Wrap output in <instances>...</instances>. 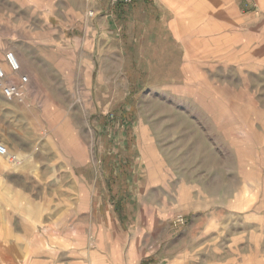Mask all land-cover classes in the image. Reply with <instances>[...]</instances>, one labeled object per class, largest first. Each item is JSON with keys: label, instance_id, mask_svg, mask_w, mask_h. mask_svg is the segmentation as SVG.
I'll list each match as a JSON object with an SVG mask.
<instances>
[{"label": "rangeland", "instance_id": "rangeland-1", "mask_svg": "<svg viewBox=\"0 0 264 264\" xmlns=\"http://www.w3.org/2000/svg\"><path fill=\"white\" fill-rule=\"evenodd\" d=\"M162 1L179 34L152 52L125 33L131 6L0 0V61L16 53L30 76L23 103L0 88L17 156L0 167L30 174L60 152L84 186L64 203L83 215L81 253L5 219L47 264H264V0ZM5 247L0 264H26Z\"/></svg>", "mask_w": 264, "mask_h": 264}, {"label": "crops", "instance_id": "crops-1", "mask_svg": "<svg viewBox=\"0 0 264 264\" xmlns=\"http://www.w3.org/2000/svg\"><path fill=\"white\" fill-rule=\"evenodd\" d=\"M161 2L162 0H133L130 5H112L115 10H123L130 7V13L124 19L126 23L125 33L129 36L131 33L140 34V42L145 45V49L152 52L159 51V43L169 41L170 37L176 39L179 34L177 24V13L175 10L168 9ZM172 14V20L168 24L164 22V16ZM13 82L15 79H8L7 82ZM20 119V118H19ZM20 122V120H19ZM27 131V130H26ZM23 129L18 131V138L27 143V133ZM33 142L35 137L33 136ZM32 142V143H33ZM11 149H16V144L12 140L3 142ZM43 150H47L43 148ZM59 152L52 163L44 165L41 160L38 169L29 170L30 174L17 175L9 165L0 167V187H9L8 195H0V251L4 249H21L26 251V264H47L45 257L38 256L35 253L38 231L41 229L43 235L52 234L56 237V245L59 241L64 243L63 248L70 250V253H81L82 238L85 224L82 225V216L73 219L72 215L66 214L64 203L68 198L73 201L78 200V196L83 190V181L77 177H68L67 167ZM5 159L4 157H1ZM8 161V160H7ZM20 179V180H19ZM30 187L31 190H20L21 186ZM27 205V207H26ZM28 211V213H27ZM31 211L34 213L30 214ZM25 218L30 220V227L34 232V238L27 241L26 246H19V233L9 226L5 219L7 217ZM11 230V231H10ZM68 234V238L63 242L62 236ZM85 235V237H83ZM46 236H42L45 240ZM47 243V242H46ZM42 244L41 249L45 250L48 245ZM32 251V253H31ZM80 263L77 259H74ZM61 263V262H60Z\"/></svg>", "mask_w": 264, "mask_h": 264}, {"label": "built area", "instance_id": "built-area-1", "mask_svg": "<svg viewBox=\"0 0 264 264\" xmlns=\"http://www.w3.org/2000/svg\"><path fill=\"white\" fill-rule=\"evenodd\" d=\"M133 0H110L111 5H130ZM93 16V14H91ZM15 81L7 82L8 79ZM30 83V76L22 72L21 62L14 52H8L3 61H0V88L3 97L8 103H23ZM0 156L10 163L17 162V156L11 154L8 148L0 143Z\"/></svg>", "mask_w": 264, "mask_h": 264}, {"label": "bare ground", "instance_id": "bare-ground-1", "mask_svg": "<svg viewBox=\"0 0 264 264\" xmlns=\"http://www.w3.org/2000/svg\"><path fill=\"white\" fill-rule=\"evenodd\" d=\"M20 60V62H21V64H22V61H21V59H19Z\"/></svg>", "mask_w": 264, "mask_h": 264}]
</instances>
